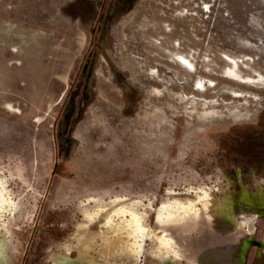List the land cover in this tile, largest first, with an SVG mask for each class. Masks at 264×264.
Instances as JSON below:
<instances>
[{
    "label": "water",
    "instance_id": "1",
    "mask_svg": "<svg viewBox=\"0 0 264 264\" xmlns=\"http://www.w3.org/2000/svg\"><path fill=\"white\" fill-rule=\"evenodd\" d=\"M0 264H264V114L201 123L0 23Z\"/></svg>",
    "mask_w": 264,
    "mask_h": 264
},
{
    "label": "rangeland",
    "instance_id": "2",
    "mask_svg": "<svg viewBox=\"0 0 264 264\" xmlns=\"http://www.w3.org/2000/svg\"><path fill=\"white\" fill-rule=\"evenodd\" d=\"M0 23L201 123L264 114V0H0Z\"/></svg>",
    "mask_w": 264,
    "mask_h": 264
},
{
    "label": "bare ground",
    "instance_id": "3",
    "mask_svg": "<svg viewBox=\"0 0 264 264\" xmlns=\"http://www.w3.org/2000/svg\"><path fill=\"white\" fill-rule=\"evenodd\" d=\"M235 78V77H234ZM236 79V78H235ZM240 79V78H239ZM239 81V80H238ZM243 83H250V84H252V83H255L253 80H251V79H247V81H243Z\"/></svg>",
    "mask_w": 264,
    "mask_h": 264
}]
</instances>
